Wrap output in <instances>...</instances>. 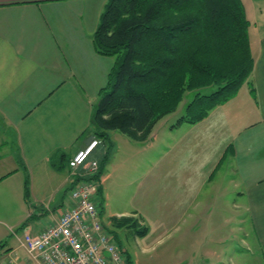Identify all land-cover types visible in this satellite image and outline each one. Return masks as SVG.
<instances>
[{
	"label": "crops",
	"instance_id": "0c3cea01",
	"mask_svg": "<svg viewBox=\"0 0 264 264\" xmlns=\"http://www.w3.org/2000/svg\"><path fill=\"white\" fill-rule=\"evenodd\" d=\"M107 1L0 0V215L16 216L6 227L17 238L9 245L0 221V264H43L28 254L24 236H36L72 204L65 200L76 181L68 161L94 140L93 112L119 62L94 41ZM244 6L255 57L249 82L204 120L172 127L179 135L164 156L174 155L158 170V224L187 229L193 246L197 226L214 227L200 245H208L206 264H251L255 247L264 263V0ZM60 156L67 165L57 168ZM218 181L229 185L225 191L216 193ZM135 215L145 225L141 211L128 216ZM122 216L112 214L110 224ZM149 234L148 227L143 238Z\"/></svg>",
	"mask_w": 264,
	"mask_h": 264
},
{
	"label": "trees",
	"instance_id": "16d2710c",
	"mask_svg": "<svg viewBox=\"0 0 264 264\" xmlns=\"http://www.w3.org/2000/svg\"><path fill=\"white\" fill-rule=\"evenodd\" d=\"M249 27L243 0H108L94 41L100 53L117 55L119 62L95 106L94 132L105 137L119 130L145 141L186 89L197 92L178 123L204 120L251 78L255 57ZM213 86L211 92L200 91ZM109 150L100 158L96 177L103 173ZM53 165L67 164L60 156ZM113 221L138 227L129 216ZM136 232L145 236L148 228Z\"/></svg>",
	"mask_w": 264,
	"mask_h": 264
},
{
	"label": "rangeland",
	"instance_id": "374dc122",
	"mask_svg": "<svg viewBox=\"0 0 264 264\" xmlns=\"http://www.w3.org/2000/svg\"><path fill=\"white\" fill-rule=\"evenodd\" d=\"M243 1L245 4L246 0ZM213 88L214 86L205 87L200 91L208 93L213 91ZM196 92L197 89H186L177 107L169 113L163 115L154 123L153 129L145 141H134L128 137L131 142L129 143L131 145H129L126 141L128 140L126 139L127 135L119 130H110L106 133L105 137L95 133L94 139L100 140V143L98 144V153H95L92 157L97 159L100 163V158H102L103 154L106 153L107 149H110L109 160L105 163L103 173H100L98 177H96V174H98L100 168L96 173H91L92 171L88 168V166L71 170L75 180L93 177L97 180L98 184L100 183L98 190L94 194V199L99 201L102 205V213L104 214L103 219L108 227V231L110 230L112 232L111 233L109 231L114 238L118 235V241L123 246V249H125L124 254L126 251L128 252L125 254L126 259H129V261L127 259V263L206 264V258L203 257V253H205L208 245H200L203 242V235L206 236L211 234L214 227H206L203 224L197 226L196 236L198 243L196 246H193L194 241L192 240L191 242L190 238L186 236L187 234H185L187 229L186 231H182L180 234V232L176 230L177 227H175L174 223H170L167 227H165L164 224H158L159 220L157 210V195L158 189H160L158 186V170L165 158H168L169 155L171 158L173 157L171 155H174V153H166L167 155L164 156L165 151L168 150L165 146L169 147L171 138L173 139V136L179 135L178 130L174 129L171 133H169V130L180 124L178 123V120L184 114L189 102L195 97ZM156 105L159 106L160 103L158 102ZM188 130L189 129H184L185 132L182 133V136H185ZM122 134H124L125 137H122ZM119 145H122V151L116 156L115 154L118 148H120ZM124 152H127L131 159H127L128 155L124 156ZM115 156L116 158L114 160ZM70 162L71 160L68 162L69 169H73ZM21 172L22 171L18 174H22ZM104 174L106 176V180L101 183V178L105 179ZM19 176L21 175H17V185L20 178ZM221 178L223 180L227 179V177ZM218 182L220 184L216 185V193H218V191H225V187L229 186L227 183L224 184L221 181ZM222 187H224V190H219ZM71 199V196L67 195L65 197L66 201ZM135 211H141L145 225H141L140 217H137L136 215L129 216L137 221L138 227L135 229L131 227L118 226L115 223L112 225L110 224L112 214H122L128 216L135 213ZM15 217L16 216H13V218L9 217V219L14 222ZM21 217V214L17 213V228L15 230L19 229L18 225H21V222H19ZM27 217H29V214ZM42 217H44V215H42ZM10 220L5 218V216L0 215V221L4 223L1 224L5 233L4 239L6 241L8 240L9 245L14 246L17 244V238L11 234L6 227V223H10ZM148 227L150 234L146 238H143L144 236H138V233L136 232L137 229ZM165 228H167V230ZM247 229L249 230L250 227ZM219 230L220 236L226 235L231 237L233 234L229 231V229H221V227H219ZM206 232H208V234ZM183 235L187 238L183 237ZM231 240L235 245L239 243L238 240L236 241L235 236L231 237ZM248 240L253 242L252 238ZM191 243L193 245H191ZM0 244L2 243L0 242ZM246 246H244V248ZM245 251L247 252V250ZM252 252L253 254L250 255L252 257L251 264H264L262 255L258 248L255 247ZM130 256L131 260L129 258Z\"/></svg>",
	"mask_w": 264,
	"mask_h": 264
},
{
	"label": "built area",
	"instance_id": "2783aa9c",
	"mask_svg": "<svg viewBox=\"0 0 264 264\" xmlns=\"http://www.w3.org/2000/svg\"><path fill=\"white\" fill-rule=\"evenodd\" d=\"M99 143L94 139L76 154L70 162L72 170L88 166L91 173L98 172L100 163L92 154ZM99 184L93 177L76 180L70 191L71 206L36 236L25 234L22 245L31 258L43 264H127L94 199Z\"/></svg>",
	"mask_w": 264,
	"mask_h": 264
}]
</instances>
